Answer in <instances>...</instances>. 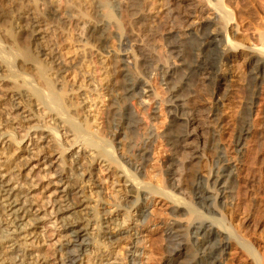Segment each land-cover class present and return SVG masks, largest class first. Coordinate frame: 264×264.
Wrapping results in <instances>:
<instances>
[{
    "label": "bare ground",
    "instance_id": "6f19581e",
    "mask_svg": "<svg viewBox=\"0 0 264 264\" xmlns=\"http://www.w3.org/2000/svg\"><path fill=\"white\" fill-rule=\"evenodd\" d=\"M125 1V4L122 0L111 2L115 18L127 25L124 31L114 35L118 39L120 53L113 57L111 64L113 72L120 73V85H117L122 91L106 107L112 114L119 115L123 104L120 101H124L123 109L127 115L123 119V127L129 129L137 122L133 120L130 100L138 99L140 104H144L142 98L147 88L149 96L159 94V87L165 88V96L156 103V111L151 115L155 119L159 112L168 115L173 127L161 135L170 156L161 172L163 188L157 189V193L172 204L170 213L173 219L165 228V264H264V241L256 233L264 225V0H242L244 3L240 7L243 10L231 7L232 0H161L163 10L148 17L139 10L142 0ZM233 1L236 5L237 1ZM46 12L50 21L58 16L53 9ZM101 21H93L85 30L84 38L97 50L109 54L104 45L108 28ZM34 23L35 36L43 32L41 28L45 24L35 20ZM25 26L20 28L26 31ZM20 37L26 36L21 33ZM157 37L163 42L164 52L156 50ZM2 45L0 69H12V59L15 60L19 51L13 44L12 49ZM145 47L151 48L153 56L144 54ZM5 49L10 50V54L4 53ZM42 51L40 55H47L45 49ZM133 52L136 55L134 67L140 77L135 76L129 67ZM11 55L15 57L11 59ZM240 59L243 60L240 62ZM234 73L237 76L235 84L231 80ZM26 81L28 83L29 80L26 78ZM2 91L0 106L4 95H7L14 110L22 109L16 114V119L22 122L33 119V113L25 108L27 102L20 92L14 91L9 95ZM34 93L39 103L44 105L41 113L60 119L64 110L54 90L37 88ZM226 109L229 110L227 115L224 113ZM10 118L12 121H9V116L0 119V125L5 127L7 119L9 124L16 122L15 118ZM45 123L26 127L23 138L30 140L33 139L32 134L39 133L31 144L18 147L24 153L17 156L13 153V160L3 154L10 143L21 144L23 138L13 139L12 125L8 126V131L0 127V158L5 157L0 161V264H48L34 250L25 249L43 231V225H40L43 215L34 209L28 183L14 181L18 175L13 174L17 166L30 171L35 168L32 162L36 159L33 158L45 148L44 143L49 142L47 138L56 141L60 135L61 126L48 128ZM71 127L69 134L66 130L63 134L76 138L79 130L77 126ZM120 133L126 135L122 131ZM114 141L117 142L115 134L105 148L102 146L104 153L99 154L98 150V154H90L92 161L101 159V162H107L105 156H113L112 152L118 149L112 144ZM72 142L62 148L59 144L64 151L53 160L47 156L45 159V166L50 167L55 175V181L51 183L53 196L46 195L44 203L51 207L46 213L56 215L52 224L60 231L56 241L58 264H84V258L101 246L108 250L102 259L104 264H119L109 261V253L110 247L123 237L131 238L132 245L126 254L128 264H138L141 254L138 243L141 240L137 224L148 219L150 213L145 201L156 193L155 189L149 190L142 182L153 140L140 148L136 159L123 160L118 153L114 154L119 157L116 165L121 166V175L117 172L115 175L124 178L123 185L132 200L124 205L117 203L113 210L106 209L100 200L98 206L102 210L98 213H93L86 196L80 195L81 188L75 181L84 175L80 163L84 142ZM75 144L77 150H67ZM109 167L107 164L105 168ZM93 172H88V180L91 186L98 188L97 174ZM122 206L127 210L119 213ZM79 207L82 208L76 210ZM79 211H82L81 216H73ZM181 216L185 218L184 222L176 218ZM131 223L133 227H130ZM184 241H187L186 246L182 245ZM96 254L100 264L101 251Z\"/></svg>",
    "mask_w": 264,
    "mask_h": 264
},
{
    "label": "rangeland",
    "instance_id": "374dc122",
    "mask_svg": "<svg viewBox=\"0 0 264 264\" xmlns=\"http://www.w3.org/2000/svg\"><path fill=\"white\" fill-rule=\"evenodd\" d=\"M236 1L237 2L235 5V1L232 0L231 2L230 0L231 7L236 6V8L239 10H243V8L240 7V4L242 6L244 1ZM111 2L112 0H0V44H3L2 46L6 49H12L11 46L13 44L14 48L19 51V53L16 54V57L15 55H11V59L15 57V60L14 58L12 59V69L8 70L5 67L0 69V90H4L2 91L3 94L10 93L9 95H11V92L14 91L18 93L20 92V94H22V98L26 99L24 100L25 103L27 102V106L24 105L25 108L33 113L32 120L25 122L19 121L16 119L18 116L16 114L20 113L22 109L18 111L14 110L8 96L4 95L5 99L1 100L4 108L2 105L0 106V111L3 109L0 112V119H4L5 116H9V121H12L10 118L12 116L13 118L16 117L14 120L16 122L13 124L10 122L9 124L7 119V125H5V127H3L4 125H0V127H3V129L7 130L8 126L12 125L11 127L13 129H11V131L14 132L13 139L15 140H19L24 137L26 134L25 132H27L26 127H32L42 122L44 123V121L47 122L45 124L48 126V128H53L54 125L55 127L61 126L60 129L63 128L60 130V135L57 136L58 138L56 137V141L52 138H47V140L49 139V142L44 143L45 148L34 156L33 159L36 160L32 162V165H34L35 168L31 169L30 171L28 168H19V166H17L18 168L16 167V172L13 173L18 175L14 181H25L28 183L27 188L29 191H31L30 200L33 202V204H35L34 209H37L39 212H41L40 215H43L42 223L40 224L43 225V231H41V233L37 236L38 238H36V241L34 240L33 243L29 244V246H25V249L34 250L39 257H42L44 263L48 264H58L56 259V244L58 242L56 241L59 238L60 231L54 227V224H52L56 215L54 216V214L46 213L50 211L51 207H47V205H45L44 197L48 194H51L53 191L54 188L51 183L55 181V175L51 172L50 167L45 166V159L47 156V159L53 160L55 157L59 156L58 153L64 151L61 149L62 146L67 147L68 144L73 143L72 141L75 140L77 143L84 142V154L80 158V163L83 166L81 170L83 171L84 175L76 178L75 181L76 184L81 188L80 195L86 196L87 200L89 201L88 206L93 207H91V209L94 210H92L93 213H98L102 210L100 209L101 207L98 206L100 200H103L106 209L110 208L112 210L117 203L124 205L132 200V197L126 190L127 187L123 185L124 178L120 179L115 175L116 172L121 175V166L116 165L117 161H119V157H117V155L115 156L114 154L118 153L119 156H122L121 158L123 160L124 158L125 160L130 158L136 159L140 148L153 140L154 143L149 153V161L146 163L142 182H145L143 183L149 187V190L153 191L155 189L156 193L151 195L152 197L150 196L151 198H149V200L145 201V203L148 205V212L150 213L148 219H146L145 223H139V225L137 224V227L140 231L141 240L138 243L139 253H141L140 257L138 258V264H165L166 260L167 254L165 252V245L167 243V239L165 236V228L167 224L173 219V216L170 213L172 204L167 200V198L159 195V193H157V189L163 188V173L161 172L163 165H165V161L170 156V152L167 149V146L161 135L170 132L173 127L170 126V117L168 115L166 116L162 113L160 114L158 111L159 116L156 118L157 120L151 116L152 113L156 111V103L158 104V101L162 99L163 96H165V88L164 86L159 87V89H157V91L159 90V94H151L150 96L147 88L145 90L146 95H144L142 98V100L144 99V104H140L138 99L130 100L132 102L131 110L134 114L133 120H136L137 122L134 127H130L129 129H125L123 127V119L127 115L125 112L126 110L123 109V104H125L124 101H120L121 104L123 103L122 105L120 104L122 107L119 115L121 116L112 114L111 111L106 107V105L111 103L112 99L114 100L118 93H121L122 91L118 86L120 85V73L115 72V74L111 64L113 57H117V55L120 53L118 50V39H116L117 37L115 36L121 33V30L124 31V27L127 25H123V22L121 23V21L115 18L116 13L112 8ZM122 2L124 4L126 3L125 0H122ZM160 3L161 0H142L140 1L139 10L144 12L147 17L153 16L163 10V7ZM47 9L55 10V14L58 15L53 21H50V19L47 17ZM31 16L33 18H31ZM124 18L128 17L124 15ZM97 19L99 21L101 19V22L104 21V23L107 24L108 37L104 45L109 51V54L105 51L97 50L94 45L89 44L90 42H85V30H87V28L93 24V21L95 22ZM34 20L45 24V26L41 28L43 32L36 34L35 36V31L33 32L34 27H32L35 24ZM23 25H26V31L24 28H22ZM20 26L22 27L20 28ZM20 32L26 37H20ZM155 45H157V51H165L163 42L159 37L156 38ZM20 47L22 48L20 49ZM6 49L4 50V53L8 54L10 50ZM44 49L47 55H40L41 52H44L42 51ZM143 52L144 54L146 52V55L148 56L149 54L150 56H153V52L149 47H145ZM132 54L133 55H131L129 58V67L134 72L133 74L135 76L140 77L137 69L134 67L136 60L135 52ZM242 60L243 59H240V62ZM58 68L60 71H62L60 72ZM16 74H18L17 76L22 75L23 78L22 76L17 77ZM235 74L236 73H234L231 77L233 78L231 80H234L232 81L233 84H235V81L237 80V76ZM25 77L30 82L28 81V83H26L27 81ZM114 80H117V82ZM44 86H46V88ZM47 86H50L48 88L54 90L59 99V104H61L60 106L64 110L63 111L59 106V109H61L60 111H63L65 114H62L60 119H53L55 116L53 117L52 114L47 115L46 113H41V110L44 111L45 108L42 102L41 104L39 103V100L37 99L38 96L34 95L37 94V92H34L37 90V88H42L43 90L48 91ZM109 92L111 93L108 95ZM32 103L36 104V106ZM226 103L228 104L229 101L227 100ZM228 111L229 110L226 109L224 112L225 115L228 114ZM26 113L27 112H25L23 115H26ZM113 115L115 118H112ZM67 121L72 123L68 124ZM73 123L77 124L73 125ZM71 126H77L79 130L78 134H76L77 137L79 136L78 139L77 137H67L66 134H63L65 130L68 131L67 134H69V131H71L72 128ZM118 128L120 129V132L122 131L126 135H120L121 133L118 132ZM113 130L116 132H113ZM38 133L35 135L32 134L33 139L29 140L28 137L23 138L21 142L22 145L18 143L16 144V142L13 144L10 143V146H8L3 155L5 157L8 156L13 160L15 159V155L17 156L19 154H23L24 152L19 148H23L24 146L31 144L37 138ZM114 134L117 137V142L114 141L112 144L118 149L115 151V153L112 152L113 156L110 154L108 156L106 155L105 159L107 162H101V159L92 161L93 158L90 157V154L92 156V154H98L99 151V154L104 153L103 148L106 147V143L111 141L112 135ZM158 134H160V137ZM92 143L97 144L95 146V144L92 145ZM59 144H61V148ZM31 147L32 146H29V148ZM74 148L77 150V144L73 145L67 150L74 151ZM34 150L35 149L33 148V151ZM11 155L12 157H10ZM53 155L54 157L51 159ZM4 156L0 158V161H4ZM64 156L66 157L67 153ZM89 159H91L90 163L88 161ZM112 160L114 161L112 162ZM107 164H109L110 169L105 168ZM91 171H94L97 174L96 180L99 182L98 188L91 186V181L88 180V172L90 173ZM129 171L130 169H128V172ZM128 183L129 182H127V185ZM97 193L98 196H101L98 197ZM51 195L53 196V194ZM92 200L95 202H92ZM81 208L82 207L76 208V210H80ZM125 209L124 206H122L121 210L118 212L123 213L125 212ZM81 212L79 211V213L77 212L73 216H79L82 214ZM119 218L121 217L119 216ZM176 218L180 221L182 220L181 222L185 221L183 216ZM130 227H133L132 223L130 224ZM256 233L257 235H260L261 240L264 241V225L257 229ZM186 242L187 241H184L182 245L186 246ZM131 245L130 237H123L115 242L110 247L111 253H109V261H116L119 264H128L126 254L128 253V249L131 247ZM106 249V246H101V248L95 249V252L89 253L84 258V264H99L97 260L98 256L96 254L97 251H101V258H99L100 264H104L105 261H102V259L106 257L105 254L108 252Z\"/></svg>",
    "mask_w": 264,
    "mask_h": 264
}]
</instances>
